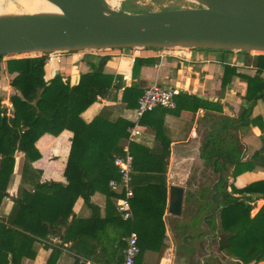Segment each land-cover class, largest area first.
I'll return each mask as SVG.
<instances>
[{
	"label": "crops",
	"instance_id": "obj_1",
	"mask_svg": "<svg viewBox=\"0 0 264 264\" xmlns=\"http://www.w3.org/2000/svg\"><path fill=\"white\" fill-rule=\"evenodd\" d=\"M8 60L4 58L1 66L0 98L6 108H11V97L20 94L11 86L16 74L8 73ZM137 60L144 64L135 77ZM103 62L104 74L114 76V81L108 95L104 98L98 96L96 102L83 112L82 119L86 123L100 120L104 123L100 126L117 123L120 127L118 133L123 135L130 134V129L136 124L140 125L142 134L133 142L129 143L125 137L113 142L125 151L129 150L144 171L150 159H169L167 172L133 173L131 221L123 220L117 212L119 193L110 189L115 196H108L103 185L97 184V190L89 201L83 197L77 199L73 207L74 216L70 220L96 218L99 225L95 229L76 227L74 235L84 231L88 236L64 244L61 236H51L49 241L61 246L60 253L40 245L36 257L25 259L22 264H77V261L123 264L127 238L132 229L143 235L145 231L159 227L155 215L163 206L164 181L167 183L163 214L165 235L162 244L154 246V234H144L138 258L140 264H244L219 251L221 210L226 207L229 194L242 197L233 194L232 188L243 189L254 182L264 181L262 166L233 178L234 166L228 161L264 159V98H249L248 81L245 79L259 76L257 69L249 66L243 53L239 52L123 49L65 54L55 74L59 72L70 79L73 86L81 75L92 72ZM55 76H51L52 79ZM260 78L264 79V73ZM155 83L177 91L176 108L157 109L139 118L137 105L140 96L125 94V89L137 86L144 93ZM249 109V124L245 125L242 116ZM73 139L74 133L65 130L57 136L46 134L38 140L36 147L41 158L32 166L40 173L41 183L68 184L65 170ZM167 147L169 153L164 155ZM15 161L7 188L10 197L3 200L0 208L2 217L12 212L22 186L25 155L17 153ZM3 162V157H0V169ZM173 185L184 189L181 216L169 213V192ZM254 205L257 208L251 211L252 218L262 209L264 200L259 199ZM63 232L64 229L62 235ZM248 264H264V261Z\"/></svg>",
	"mask_w": 264,
	"mask_h": 264
},
{
	"label": "trees",
	"instance_id": "obj_2",
	"mask_svg": "<svg viewBox=\"0 0 264 264\" xmlns=\"http://www.w3.org/2000/svg\"><path fill=\"white\" fill-rule=\"evenodd\" d=\"M243 55L247 64L256 68L259 74L254 78L245 77L249 86L248 97L252 100L264 98V79L260 78L264 73V55L252 53ZM4 58H9L8 73L16 74L11 80V86L20 95L15 94L11 97L13 112L10 116L7 115V108L0 98V157L4 159L0 169V208L3 200L10 197L7 188L14 173L17 153L25 155V165L22 186L13 210L7 217L0 216V264H22L25 259L36 257L40 245L60 253L61 246L49 241L51 236H61V243L64 244L88 236L84 231L74 235L76 227L95 229L99 225L96 218L85 221L74 218L70 220L74 216L73 207L80 197L89 201L93 192L97 190V184L103 185L108 196H115L109 187L111 180L119 179L114 161L116 157L124 158L127 152L123 147H118L113 140L123 137L128 139L129 133L119 134L120 127L117 123L100 126L104 124L100 120L86 123L81 117L83 112L96 102L98 96L106 97L111 89L114 76L104 74V62L92 72L81 75L79 82L72 86L70 79L61 74L50 81L45 80L47 55L24 58L0 56V73ZM143 64V61H136L135 77ZM125 94L140 97L143 95L137 86L125 89ZM250 111L251 109L242 116L245 125L249 124L247 117ZM129 126L132 127V125L127 127ZM65 130L74 133L65 170L68 184L41 183L40 173L32 166L41 158L36 143L46 134L57 136ZM168 153L167 147L164 155ZM168 160L150 159L145 171L165 174ZM228 161L234 166L233 178L257 166L264 167V159H252L249 162L241 160L232 162V159ZM139 165L138 159L133 158L134 172H145ZM28 185H31V188H27ZM162 189L163 206L159 214L155 215L159 227L155 226L152 230L145 231L143 235L138 233L141 250L142 238L146 232L154 234V246L162 244L165 235L163 214L167 200L166 181ZM232 192L242 197L229 194L227 205L221 210L219 251L226 252L244 264L262 262L264 206L254 218L250 214L252 204L259 199L264 200V181L254 182L243 189L232 188ZM134 230L136 229H132ZM88 259L96 262L94 259ZM77 264L86 263L77 261Z\"/></svg>",
	"mask_w": 264,
	"mask_h": 264
},
{
	"label": "water",
	"instance_id": "obj_3",
	"mask_svg": "<svg viewBox=\"0 0 264 264\" xmlns=\"http://www.w3.org/2000/svg\"><path fill=\"white\" fill-rule=\"evenodd\" d=\"M124 1L112 8L107 0H72L58 14L2 15L0 56L123 49L264 55V0H201L207 4L155 12L128 11ZM169 194V213L181 216L184 189L173 185Z\"/></svg>",
	"mask_w": 264,
	"mask_h": 264
},
{
	"label": "built area",
	"instance_id": "obj_4",
	"mask_svg": "<svg viewBox=\"0 0 264 264\" xmlns=\"http://www.w3.org/2000/svg\"><path fill=\"white\" fill-rule=\"evenodd\" d=\"M139 51L141 49H134ZM171 50V49H163ZM83 53V52H81ZM65 54L51 53L48 54L47 64L45 67V80H52L51 76H55L49 70L52 64L57 66V69L63 62ZM13 58V57H10ZM177 91L169 87L160 85L158 83L148 86L143 95L138 99L137 115L139 118L144 117L146 114L153 112L157 109H175L176 108ZM13 112V106L7 108V115L10 116ZM142 134L140 125L136 124L130 129L128 137L129 143L133 142L137 137ZM124 158L116 157L114 165L118 170L119 179L111 180L109 187L116 193H119L117 199V212L120 217L125 221L133 219L132 200L134 198V191L132 186V175L134 173L133 157L129 150L126 151ZM141 247L139 243V235L133 231L127 238L125 248V258L123 264H140L138 258L141 254Z\"/></svg>",
	"mask_w": 264,
	"mask_h": 264
},
{
	"label": "bare ground",
	"instance_id": "obj_5",
	"mask_svg": "<svg viewBox=\"0 0 264 264\" xmlns=\"http://www.w3.org/2000/svg\"><path fill=\"white\" fill-rule=\"evenodd\" d=\"M20 6L23 7V12L29 15H39V14H58L61 13V8L71 6L72 0H16ZM124 0H107L109 5L114 8L119 6L120 2ZM197 3H203L204 5L207 2L201 0H190ZM12 3V2H11ZM20 13L14 4H9L4 8V0H0V16L2 15H14ZM54 69V71H53ZM57 66L52 64L49 67V70L54 74Z\"/></svg>",
	"mask_w": 264,
	"mask_h": 264
},
{
	"label": "rangeland",
	"instance_id": "obj_6",
	"mask_svg": "<svg viewBox=\"0 0 264 264\" xmlns=\"http://www.w3.org/2000/svg\"><path fill=\"white\" fill-rule=\"evenodd\" d=\"M11 2L17 7L18 12L24 13L23 7L20 6L16 0H4V8L12 4ZM122 3L123 7L131 12H155L166 9L192 8L196 6V4L190 0H125ZM27 56L28 55L22 57L24 58ZM254 208H257V205L252 206V211Z\"/></svg>",
	"mask_w": 264,
	"mask_h": 264
}]
</instances>
